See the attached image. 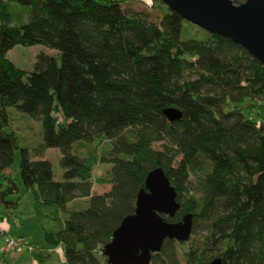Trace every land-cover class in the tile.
I'll list each match as a JSON object with an SVG mask.
<instances>
[{"label": "trees", "instance_id": "trees-1", "mask_svg": "<svg viewBox=\"0 0 264 264\" xmlns=\"http://www.w3.org/2000/svg\"><path fill=\"white\" fill-rule=\"evenodd\" d=\"M14 2L29 6L28 21L14 22ZM159 2L165 9L155 22L121 0H0V172L19 150L22 185L32 190L40 222L42 207L68 213L58 230L43 227L47 245L33 252L39 264L56 257L49 245L63 247L66 264H109L102 248L134 213L136 195L157 167L180 202L174 216L161 215L179 221L192 212L210 230L183 253L188 262L264 264V67L229 38ZM19 44L46 45L60 61L40 52L32 69L21 68L7 56ZM167 107L181 117L169 120ZM10 108L40 121L42 142L33 152L10 128ZM94 137L113 140L98 158L74 151ZM205 146L212 147L208 166ZM50 147L60 151L61 179L41 157ZM89 156L110 165L102 178L109 190L92 191ZM191 171L201 174L199 193L190 188ZM78 197L87 206L70 208ZM4 199L0 194L13 205ZM176 241L184 244L165 239L150 264H177L166 251ZM219 244L205 261V251Z\"/></svg>", "mask_w": 264, "mask_h": 264}, {"label": "water", "instance_id": "water-1", "mask_svg": "<svg viewBox=\"0 0 264 264\" xmlns=\"http://www.w3.org/2000/svg\"><path fill=\"white\" fill-rule=\"evenodd\" d=\"M183 18L223 35L246 49L264 67V0H162ZM169 120L181 117L175 107L164 109ZM180 208L177 191L162 167L146 175L136 195L135 211L127 215L102 248L109 264H150L151 253L159 251L165 239L186 241L193 229V213L179 221L166 220ZM206 264H222L214 257Z\"/></svg>", "mask_w": 264, "mask_h": 264}, {"label": "rangeland", "instance_id": "rangeland-1", "mask_svg": "<svg viewBox=\"0 0 264 264\" xmlns=\"http://www.w3.org/2000/svg\"><path fill=\"white\" fill-rule=\"evenodd\" d=\"M241 0L239 3L243 2ZM122 7L126 10H144L149 13L150 18L158 22L160 20L161 14L165 9V5L161 4L159 0H121ZM29 6L21 5L18 3H11L10 11L12 13V18L14 22H26L28 21L29 15ZM194 30V29H193ZM191 29V32H193ZM186 37H191L189 34L183 35ZM194 37H200V35H193ZM40 52H44L47 54L54 55L57 61H60V56L58 52L46 45L36 44V45H16L13 47L8 53L9 58L14 61L21 68H26L27 70L32 69L34 62L36 60V55ZM10 114L12 118V123L10 128L14 129L20 137V143L22 146L28 147L30 151H34L38 148L39 144L42 142V126L39 120L30 117L28 114L17 111L15 108H10ZM112 139H105L102 137H94V139L90 142H81L77 144L74 151L79 152L80 154L86 155L89 152L95 151L97 158L106 151L107 148L110 147L112 143ZM161 142L153 143L154 148H161ZM59 149H49L46 152L42 153L43 155H47L52 162L53 172L55 179H61L63 174V169L59 165ZM212 147L205 146L203 149V157L205 160L206 166L209 164L210 156H211ZM90 157V156H89ZM93 160L94 164L92 170L93 177V192L102 193L110 189L111 184L102 181V178L107 177V172L109 169V164L101 163L99 161H94L93 156L90 157V160ZM201 175L199 172L190 173V188L192 192L199 193L200 188L196 181L197 177ZM16 184L18 187V195H13V190H11L12 186ZM12 191V192H11ZM29 191V192H28ZM5 194V201H14L17 196H21V212L25 217H27L28 211H32V198L33 193L32 190H26L22 185V181L19 173V150H17L15 154V159L11 167L7 168L4 171L0 172V194ZM1 202V201H0ZM1 206V205H0ZM68 206L70 208L75 209H83L87 206V201L83 198H76L73 201H70ZM1 208V207H0ZM14 209V208H12ZM16 209V207H15ZM44 213L49 215L44 220L43 227H49L53 230H58L60 226L63 225L64 219L68 217V213L66 211H53L52 207H42ZM34 210V209H33ZM35 211V210H34ZM36 212V211H35ZM34 215V213H33ZM36 215V213H35ZM23 216V217H24ZM6 218V219H5ZM3 218L7 225H1L0 229H5L10 235L14 237H23L25 241L31 246H38L34 242L37 240H33L32 242L27 236H21L20 234L11 233L9 231V220L7 217ZM37 221V218L35 219ZM40 225L42 226L40 219L38 218ZM37 221V222H38ZM20 222V221H19ZM31 222V221H29ZM36 222V223H37ZM38 225V224H37ZM18 226V225H17ZM21 226V223L19 227ZM35 226V225H34ZM37 228V226H35ZM210 232L207 222L201 218H197L193 221V229L191 236L188 240L184 241V244H180L179 242H175L173 248H168L166 251L168 253H174V257L177 259V264H196L195 261L188 262V257L183 253H187L193 251L200 242L204 239ZM2 235L0 234V264H4L3 257L5 252L7 261L12 264L15 256L22 254L23 252H28L33 255L29 249H25L23 251H15L6 249L5 243L2 239ZM45 242V239L42 240ZM201 244V243H200ZM221 244L216 247H211V249L206 250L204 253V260L208 261L209 258L214 257L220 250ZM53 247V246H52ZM39 248V247H38ZM54 252V251H53ZM56 257L52 260V264H66L63 254L57 253ZM33 258V257H32ZM35 258V257H34ZM33 258V259H34ZM24 264H28L26 261H22Z\"/></svg>", "mask_w": 264, "mask_h": 264}, {"label": "crops", "instance_id": "crops-1", "mask_svg": "<svg viewBox=\"0 0 264 264\" xmlns=\"http://www.w3.org/2000/svg\"><path fill=\"white\" fill-rule=\"evenodd\" d=\"M10 50L8 51V53L10 52ZM8 53H7V56H8ZM51 148L57 149V148H54V147L46 148L43 151V153L46 152L47 150L51 149ZM59 156H60V152H59L58 157ZM41 157L49 159V157L47 155H43ZM12 189H13V193H14L13 195H18V187H17L16 184L13 185ZM4 200H6V197H5ZM11 202L13 203V205H6L2 201L0 202V205H1L0 206L1 207L0 208V224L1 225H7V222H5L3 220V218L7 217L8 220H9V223H10L9 231L12 234L15 233V234H20L21 236H27L32 242H34L33 240H36L35 238H37L39 241L36 240L34 242L35 244H37L38 246H46L47 245L46 244L47 241H46V237L44 235L43 225H44V220L47 217H49V215H46L43 219H41V224H42V226H41L39 221H38V216L35 215V211H34L35 209L33 207L34 198H32V211H28L27 217H25L23 215V213L21 212V196L20 195L17 196V198L14 201H11ZM15 207H16V209H15ZM12 208H14V209H12ZM9 212L11 213V215L8 216L6 213H9ZM33 213H34V215H33ZM36 218H37L38 222L35 220ZM29 221H31V222H29ZM20 223H21V226L19 227ZM34 225L37 226V228ZM43 239H45V242H42ZM49 251H51V252L54 251L56 254L57 253L63 254V247L61 245H59L57 247H52L51 245H49ZM6 254H8V252H5V254H4V257H3L4 264H10L7 261V259H6ZM32 257L34 258L35 256L30 254V253H28V252H23L22 254H19V255L15 256L12 264H24L22 261H26L28 264H39V262L36 259V257L34 259Z\"/></svg>", "mask_w": 264, "mask_h": 264}, {"label": "built area", "instance_id": "built-area-1", "mask_svg": "<svg viewBox=\"0 0 264 264\" xmlns=\"http://www.w3.org/2000/svg\"><path fill=\"white\" fill-rule=\"evenodd\" d=\"M0 234L3 237V241L5 243L6 249L15 250V251H23L25 249H29L31 252L37 251L38 246L31 247L23 237H14L10 235L5 229H0Z\"/></svg>", "mask_w": 264, "mask_h": 264}]
</instances>
